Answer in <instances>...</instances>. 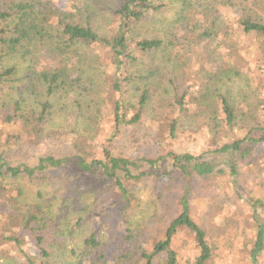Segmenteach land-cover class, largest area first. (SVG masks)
<instances>
[{
	"label": "trees",
	"instance_id": "1",
	"mask_svg": "<svg viewBox=\"0 0 264 264\" xmlns=\"http://www.w3.org/2000/svg\"><path fill=\"white\" fill-rule=\"evenodd\" d=\"M227 11L250 41L235 51L264 58V0H0V264H180V235L211 264L191 199L221 175L264 264V194L239 165L264 99L214 47Z\"/></svg>",
	"mask_w": 264,
	"mask_h": 264
},
{
	"label": "rangeland",
	"instance_id": "2",
	"mask_svg": "<svg viewBox=\"0 0 264 264\" xmlns=\"http://www.w3.org/2000/svg\"><path fill=\"white\" fill-rule=\"evenodd\" d=\"M223 14L225 20L230 22L222 31L217 33L214 47L216 48L228 42L226 45L227 49L225 50L227 57L223 64L225 67L239 65L244 71L250 72L254 88H257L260 97L264 99V58H262L261 53H258L254 59L246 60L247 58L244 52L240 54L239 51H235V49L238 50L244 44L250 43V41L247 37L237 32L233 14L229 11L223 12ZM258 60L260 62H257ZM104 121L105 124L109 122L107 115L104 116ZM125 130L133 135L140 133L139 127H130ZM133 135L130 137L132 138ZM130 137H123L121 142L125 143L126 139ZM176 144L179 143H173L172 145L176 147ZM202 145L203 137L197 136L190 139H183L181 147L191 149L197 146L201 149ZM141 151H143L142 148ZM251 152L247 160L239 162L241 167L240 177L243 180L242 182L244 184L248 183L254 192H256L255 190L258 191L257 196L262 197L264 194V143L259 144L255 149L253 148ZM216 160L219 167L228 169L224 163L227 159H219L217 157ZM251 160L258 166L254 165L250 167L251 165L249 163ZM165 167L164 165L159 166L156 168V171L162 173ZM222 178V175L217 180H214L213 177L208 178V181L215 182L216 184L213 188L214 192H211L212 188L211 190L203 191L202 188H204V185L200 187L201 192L194 191L191 199L192 216L194 220L208 230L212 241L214 240L215 245L218 247L214 255V261L211 264H250L249 252L254 244L255 233L250 229V224L246 222V208L242 207V202L237 199L236 193L232 190L231 185H228V188L222 186L223 184L220 182ZM150 186L151 182H144L139 186L138 193L142 199H145V195L148 193V187ZM200 188L198 187L197 189ZM217 205H220V209L216 208ZM175 247L181 255L180 264H192L195 251L191 239L187 236L180 235L175 242ZM262 261L264 263V256Z\"/></svg>",
	"mask_w": 264,
	"mask_h": 264
}]
</instances>
